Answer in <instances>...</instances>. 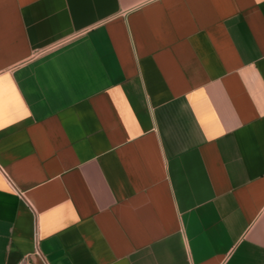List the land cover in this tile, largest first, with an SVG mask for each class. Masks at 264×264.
<instances>
[{
  "label": "crops",
  "instance_id": "crops-1",
  "mask_svg": "<svg viewBox=\"0 0 264 264\" xmlns=\"http://www.w3.org/2000/svg\"><path fill=\"white\" fill-rule=\"evenodd\" d=\"M0 264H264V0H0Z\"/></svg>",
  "mask_w": 264,
  "mask_h": 264
}]
</instances>
